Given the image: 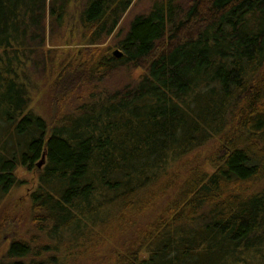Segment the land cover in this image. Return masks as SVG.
<instances>
[{
  "label": "trees",
  "instance_id": "16d2710c",
  "mask_svg": "<svg viewBox=\"0 0 264 264\" xmlns=\"http://www.w3.org/2000/svg\"><path fill=\"white\" fill-rule=\"evenodd\" d=\"M73 2L0 0V204L23 183L17 170L46 155L29 201L0 212L7 263L47 264L55 238L99 243L138 221L135 252L117 264H264V0L154 3L120 41L121 58L78 53L82 68L109 70L62 74L73 89L124 62L143 68L137 84L50 124L29 110L31 70ZM131 2L80 0L79 37L108 36ZM167 35L178 38L166 48ZM212 139L202 161L194 151Z\"/></svg>",
  "mask_w": 264,
  "mask_h": 264
},
{
  "label": "rangeland",
  "instance_id": "374dc122",
  "mask_svg": "<svg viewBox=\"0 0 264 264\" xmlns=\"http://www.w3.org/2000/svg\"><path fill=\"white\" fill-rule=\"evenodd\" d=\"M74 1L77 2H73V5L69 4L68 6L69 14L72 17L67 19L65 22L66 24L63 25V27H59L58 25L52 27V25H48L46 33L48 38L44 45V50L45 52H48V54L45 55L44 53L45 59H42L37 72L33 70V68L31 70V72L34 71V74H31V77L35 82L34 86H32V102L29 110H36L44 117L47 116L48 120L50 119L52 121H60L63 116L66 117V114H75L77 116L79 112L82 111V109H79L82 104L93 103L96 98H104L112 92L123 90L127 85L134 86V84H137L141 77H143V68H139L141 65H127L124 62L118 64V67L113 68L114 70L107 75L103 74V76L100 77V80L96 79L94 83L91 82L93 80L86 81L82 84L77 83L73 89L69 87L71 82L65 80V76L64 79H62V74L71 72L80 75V72H82V75H84L83 72L109 70L108 68H99V65H96L95 63H92L91 65L88 63V66L84 65V68H82L81 65L78 64L80 61V59L78 60V53L83 49L94 48L99 51V56L103 55L110 57L113 55L114 50H122V48H120V41L125 39L126 34L130 32L129 30L132 21L136 17L150 13L154 3L162 0H132L131 5L121 16L119 24L111 31V33H109L108 36H102L103 38L101 40L95 42L96 44H92V41L89 40L90 38L84 40L79 37L78 30L80 24L76 17L78 12H80L79 8H81L82 5L80 4V0ZM73 22H77L75 23V26L72 24ZM191 29H194V32L198 31L196 27ZM193 31L191 30L192 33ZM187 33H189V31ZM167 36L163 40L164 42L159 43L166 48L169 44H175L174 40H177L178 38V36H168V38ZM58 61H60V63H58ZM67 67L72 69L67 70ZM98 68L99 70H97ZM77 82H79V80ZM50 124H52V122ZM214 141L216 140L212 139L205 144L204 147L194 151L203 155L202 161H205L206 155L213 149ZM193 156L194 153L190 155V157ZM44 157L46 160L45 154L39 157L37 160V166L34 169L20 167L17 170L18 177L23 180V183L19 186L13 187L12 193L9 197L3 200L0 204V212H2L3 208L14 211L18 208L21 202L29 201V194L33 191V187L36 186V178L40 173L37 168L41 169L46 164V161L44 164L41 163ZM182 163L183 161L177 164L180 165ZM206 164L207 163L204 165L206 166ZM178 175H184V171L180 170ZM263 185H259L257 189L264 188ZM153 213L154 212H151L148 219ZM139 223L140 222L137 221L136 225L130 226L131 228L129 230L123 231L114 239H106L104 233H99L100 237H102L99 238V243L95 240V242L72 244L67 242L69 239L65 234L61 236V240L52 236L55 240L50 241V247L48 246L49 248L44 253H41L39 259L46 261L47 264H117L116 259L120 255L130 257L132 252V254H134L136 248V245L134 244L138 239L137 233H139L137 229L141 226ZM27 225L28 223L23 224V226ZM21 230L23 235L26 234V237L32 234V231L28 228L26 229V227H22ZM11 242V232L5 231L3 234L0 232V264H8L5 254ZM39 244H44L42 237L38 239V245ZM37 248L40 249L41 247ZM130 250L132 252H130ZM144 255L145 251L142 250L140 257Z\"/></svg>",
  "mask_w": 264,
  "mask_h": 264
},
{
  "label": "water",
  "instance_id": "95a60500",
  "mask_svg": "<svg viewBox=\"0 0 264 264\" xmlns=\"http://www.w3.org/2000/svg\"><path fill=\"white\" fill-rule=\"evenodd\" d=\"M113 55L115 56V57H117V58H121L122 56H123V51L122 50H119V49H116V50H114L113 51ZM43 161L41 162V163H45V157L42 159ZM39 165H41V164H39Z\"/></svg>",
  "mask_w": 264,
  "mask_h": 264
}]
</instances>
